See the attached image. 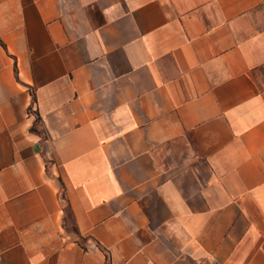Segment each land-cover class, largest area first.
<instances>
[{
  "label": "crops",
  "instance_id": "obj_1",
  "mask_svg": "<svg viewBox=\"0 0 264 264\" xmlns=\"http://www.w3.org/2000/svg\"><path fill=\"white\" fill-rule=\"evenodd\" d=\"M0 264H264V0H0Z\"/></svg>",
  "mask_w": 264,
  "mask_h": 264
}]
</instances>
